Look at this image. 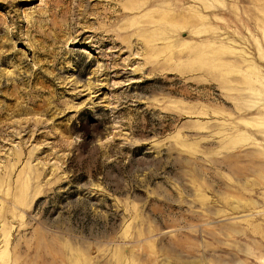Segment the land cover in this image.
Wrapping results in <instances>:
<instances>
[{"label":"rangeland","instance_id":"1","mask_svg":"<svg viewBox=\"0 0 264 264\" xmlns=\"http://www.w3.org/2000/svg\"><path fill=\"white\" fill-rule=\"evenodd\" d=\"M263 54L264 0H0V264H264Z\"/></svg>","mask_w":264,"mask_h":264},{"label":"bare ground","instance_id":"2","mask_svg":"<svg viewBox=\"0 0 264 264\" xmlns=\"http://www.w3.org/2000/svg\"><path fill=\"white\" fill-rule=\"evenodd\" d=\"M141 1H144V3H148L149 2V0H141ZM164 48H166V47H164ZM259 50H260V52L262 51L261 48H259ZM263 56H264V54H263ZM253 137H254V135L253 136L252 135L249 136V138H253ZM261 154H262V152H261ZM14 155L17 158H20L21 152L16 151V152H14ZM261 162H262V164H260V168L261 169L259 170V172H260L259 174L262 175V173H264V163H263V161H261ZM13 168H14V165L13 164H11L10 166H8V168H6V170H5V176L6 177L12 175ZM5 176L1 175V173H0V188L6 182L5 179H4ZM24 176H26V179L27 180L31 181L34 178H38L39 175H37L36 172H34L33 170H28V172H25L24 173ZM29 181H28V183H29ZM28 188L26 189V187H23L22 190L20 191V193L18 195H15V200H16V203L17 204H22L24 202V200H25L24 198L27 197L26 192L28 191Z\"/></svg>","mask_w":264,"mask_h":264}]
</instances>
